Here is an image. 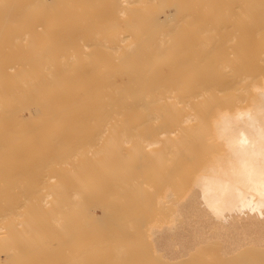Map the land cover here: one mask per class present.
<instances>
[{"label":"bare ground","instance_id":"obj_1","mask_svg":"<svg viewBox=\"0 0 264 264\" xmlns=\"http://www.w3.org/2000/svg\"><path fill=\"white\" fill-rule=\"evenodd\" d=\"M254 36H264V0H0V264H64L63 259L66 264H147L144 251L142 254L136 247L118 244L121 240L116 239L115 228L106 235L104 232V238L100 237L106 225V222L100 223V215L104 212L97 219L100 222H96L102 233L95 235L96 239L93 237L95 232L98 233L96 225V231L91 230L94 232L89 235L88 224L93 220L91 214L95 213L91 209L89 212L85 203L78 200L76 203L82 195L79 197L78 193L70 192V188L68 190L63 185L67 181L74 184L81 173L89 172L87 167L78 168L68 163L72 157L75 162L77 155L72 146L84 139L68 144L67 138L79 139L87 126L90 127L85 131L88 137H103V128L113 123L121 125L123 131L120 130L117 139L123 138L124 144L126 137H132L134 127H129L133 129H130V137L129 129L125 132L126 127L122 125L130 120L126 115L135 112L144 115L142 124H134L135 130L140 126L153 130L150 139L141 140L139 131L134 134L137 139L141 138L137 141L134 137L140 146H133L137 143L131 138L133 149L139 147V153L157 145L163 138L167 144L152 154L161 161L164 156L168 161L170 157L176 159L177 169L197 160L192 145L199 140L204 142L205 154H208L189 185L190 191L174 200L173 211L169 210L172 213L170 221L168 217L165 220L167 213L161 211V218L158 215L157 218L164 217L169 222L161 225L163 221L158 218L161 226L153 227L150 223L148 247L162 259L160 262L188 264L191 256L194 260L196 251L213 244L216 249V244L220 252L218 249L214 251L213 246L209 251L211 256H214L212 252H218L220 258L215 256L220 263L225 259L234 260L235 264H264V60H261L264 57L257 58V63L252 62V57L253 64H248L243 61L244 52L236 49L239 37L243 42ZM167 54L172 62L162 69L157 68ZM226 62L232 63L233 67L227 71L228 75L223 76L219 70ZM185 83L193 86L188 92H204H200L201 95L209 90H220L217 86L226 88L225 91L234 88L235 99L227 97L223 107H202L203 110L199 103L202 111L196 116L185 112L180 114L176 109L178 103L190 108L191 98L186 92L180 95L181 99L177 97L176 103L172 99L169 105L156 104L151 96L153 90L165 96ZM196 95L193 93L192 98ZM197 117L199 123L196 126L200 124L201 127L199 136L192 137L198 129L193 133L191 123V136L178 135L180 138L170 140L176 131L173 130L175 126L189 124ZM160 119L159 124H154ZM29 126L35 129L28 130ZM120 147L117 145L116 148ZM120 151H111L115 154L114 165H119ZM155 158L151 162H156ZM87 164L89 166V161ZM126 165L131 172V165ZM151 170H156L155 174L159 171L158 167ZM160 171L163 172L162 168ZM170 171L162 175H168ZM159 174L156 178L162 180ZM115 178L118 181L120 177ZM125 179L120 182H126ZM117 181L108 183L109 188L103 189L104 194L119 186ZM123 186L126 187V183ZM168 188L163 189L166 192ZM172 195L168 198L170 202ZM144 201L142 205L145 207ZM165 201L160 200L166 205ZM153 203L150 201L151 205ZM78 209L80 213L76 212ZM76 214L84 224L80 223L79 231ZM118 217L119 211L105 210L104 219L113 222ZM135 222L129 221L128 227L133 225V230ZM143 229L146 228L143 226ZM78 232L81 233V252L86 253L82 245L86 248L90 244V250L81 255L79 243L74 247L79 252L73 251L72 257L67 252L64 257L63 248L72 249ZM85 234L86 241L89 238L90 242L100 238L104 241L99 240L101 244L98 241L101 246L96 241H87L88 244L84 245L82 237H86ZM129 236L124 235L131 241ZM133 241L139 243L134 237ZM205 252L206 255H202L210 258Z\"/></svg>","mask_w":264,"mask_h":264},{"label":"rangeland","instance_id":"obj_2","mask_svg":"<svg viewBox=\"0 0 264 264\" xmlns=\"http://www.w3.org/2000/svg\"><path fill=\"white\" fill-rule=\"evenodd\" d=\"M240 21V20H239ZM33 34V33H32ZM39 34H44V32H40ZM45 34H48V33H45ZM50 34V33H49ZM240 36V35H239ZM253 39V40H252ZM264 36L262 37V36H260V37H256V36H254V38H251V39H249V40H247V39H245V41H241V39H240V37H239V39H237V47H236V49H238L239 51H242V52H244V53H242L243 54V61L244 62H247L248 64H253V63H257L258 62V59L257 58H259V59H261V57H264ZM253 42L255 43V46H253L254 44H253ZM246 43V44H245ZM260 43V44H259ZM263 43V44H262ZM260 46H259V45ZM262 44V45H261ZM244 45V46H243ZM244 48H243V47ZM254 47V48H253ZM255 47H257V48H255ZM263 47V48H262ZM243 48V49H242ZM185 49V48H184ZM189 49V48H188ZM252 49V50H251ZM258 50V51H257ZM261 50V51H260ZM247 51V52H246ZM249 52V53H248ZM253 54V55H252ZM255 54V55H254ZM260 54H261V56H260ZM263 54V55H262ZM247 55V56H246ZM170 55L169 54H167L166 55V57L158 64L159 66L157 67V68H160V69H162L163 67H165L168 63H170V62H172V59H170L171 58V56L169 57ZM249 56H251L250 58H249ZM252 57H253V59H252ZM168 58V59H167ZM256 59H257V62H256ZM253 60V61H252ZM261 60H264V58H262ZM253 63H252V62ZM260 61V60H259ZM165 62V63H164ZM226 64V65H225ZM225 64H223V65H225V66H223L222 65V67L220 68V75H228V72L227 71H229L232 67H233V65H232V63H230V62H226ZM225 67H226V69H225ZM230 67V68H229ZM226 70V71H225ZM225 73V74H224ZM164 81H162V83H163ZM182 83V82H181ZM180 83V84H181ZM205 86H207V85H205ZM181 88V89H180ZM180 88H175V89H173V90H171V93H169V94H166L165 96H166V98H165V96L164 95H162L161 96V94L159 95V93L157 92V91H155V90H153V91H151V96L154 98V100H156V104H159V105H169L170 103H172V101H173V103L175 102V100L176 101H178V98L179 99H181L180 98V95L181 94H184L185 95V92H186V94H189L190 96V104H189V107L190 108H188V107H185V106H183V104H181L180 105V103H178L177 105V107H176V109H178V112L181 114H192V115H198L202 110H203V108L204 109H206L207 107H214V106H220V107H223L225 104H226V102H224L223 103V101L225 100V99H227V97H228V99L230 98L231 100H233V99H235L234 97H235V94H236V92H235V89L234 88H230V89H227L228 91H225L226 90V88L224 89V87H221V86H217V88L218 89H220V90H215L214 89V91L212 92V91H208V92H205V95L203 94V95H201L202 93H204V92H202V91H198V93H195V92H193V91H190V92H188L189 90H191L192 88H193V86H190V84L189 83H185V85L183 86V87H180ZM177 89H179V90H177ZM184 89H185V91H184ZM221 89H222V93L220 92L221 91ZM233 89V91H231ZM177 90V91H176ZM224 90V91H223ZM175 91V92H174ZM217 91V92H216ZM197 92V91H196ZM200 92H202L201 94H200ZM219 92V93H218ZM174 93V94H173ZM192 93V94H191ZM193 93L194 94H198V95H196V97L195 96H193V98H194V101H193V98H192V95H193ZM214 93H216V94H214ZM172 94V95H171ZM200 94V95H199ZM211 94V95H210ZM169 95H171L170 97H169ZM213 95H215V96H213ZM224 95V96H223ZM225 95H226V97H225ZM173 96V97H172ZM188 96V95H187ZM198 96H200V97H198ZM206 96H207V98H206ZM216 96L218 97V98H216ZM230 96H233V97H230ZM156 97H157V99H159L160 101H158L157 99H156ZM177 99H176V98ZM221 97L223 98V99H221ZM162 98H164V99H162ZM168 98V101H166V99ZM171 99V101H169L170 99ZM196 98H198V99H196ZM208 98H210V99H208ZM173 99V100H172ZM199 100V101H198ZM207 101V103L206 102H203V101ZM210 100V101H209ZM212 100V101H211ZM164 101H166V102H164ZM191 102H193V104L191 103ZM176 103V102H175ZM195 103V104H194ZM199 103H200V105H199ZM203 103L204 104H206L205 106L203 105ZM214 103V104H213ZM196 104H197V107H195L196 106ZM208 104V105H207ZM195 105V106H194ZM201 106L200 108L202 109H200L199 108V106ZM213 105V106H212ZM185 107V109L183 108V107ZM192 106H194V110H193V107ZM203 107V108H202ZM206 107V108H205ZM182 108V109H181ZM196 108V109H195ZM183 110V111H182ZM191 110V111H190ZM200 111V112H199ZM185 112V113H184ZM197 112H198V114H197ZM139 114V113H138ZM136 112L134 113V115H126V117L127 118H129L130 120H129V122L128 123H126V124H124V125H122L123 126V128H125L126 127V129H124V131L126 132V130L128 131V129H129V133H128V136H132L133 138L135 137H137V136H135L134 134L136 133V132H138L139 131V133L142 135V138L143 139H141V138H138L139 140L141 139V140H145V139H150L151 137H152V135H153V130H152V128H150V127H145V126H140V128H139V126L138 127H136V128H139V130H135V126H136V124L138 125H140V124H142V122L144 121V115L143 114H140V115H138ZM132 116H133V118H132ZM135 118V119H134ZM194 119V118H193ZM160 121H161V119L160 120H157V121H155L154 122V124H156V122H157V124H159L160 123ZM192 121V120H191ZM196 121V122H195ZM195 121L193 120L192 122H189V124H188V122L186 123V124H184V125H181L180 127H174V129L173 130H176V131H174V134L172 135V137H171V139L170 140H173L174 138V141L176 140V139H178V138H180V137H182V135L183 136H185V134L186 135H192L197 129V131L195 132V134H193L192 135V137L193 136H199L200 134H199V129H201V127L199 128V126H200V124H198V126H196L197 125V123H199L198 121H199V119H198V117L197 118H195ZM196 124H195V123ZM191 123H193L192 125L193 126H191V127H193V133H190V132H192V129L189 127L190 126V124ZM134 124H135V126H134ZM195 124V125H194ZM126 125V126H125ZM131 125H133V126H131ZM186 125L188 126V127H186ZM119 126V127H118ZM131 126V128L132 127H134L133 129H131V128H129ZM106 127V126H105ZM128 127V128H127ZM144 127H145V129H144ZM88 128H90V127H85L84 128V130H82L83 131V134L81 135V137L79 138V139H77V138H73V139H71V138H67V141H68V144H74V143H76V142H78L81 138L82 139H84L82 142H79L80 143V145H79V143H76V144H74L72 147H75V150H76V156H75V162H74V158L72 157V158H70V160L68 161V163H70L71 165H74L75 164V166L76 167H78V168H81L82 166L83 167H87L88 169H89V172L86 174H80V176H79V179L77 180V182L76 183H71V181H67V182H65V184H63V185H65V187H67L68 188V190H69V188H70V192H75V193H78V195H79V197L81 198V199H79L78 198V195H77V198L78 199H76V203H78L77 202V200L78 201H81V202H83V203H85V205H86V209H87V207H88V209H89V212H90V209H91V211L92 212H94L95 214H91V216H92V218H93V220H90L91 221V223H89L87 226H88V230H87V233L89 234V235H91V234H93V232L94 231H96L95 230V227L94 226H96L97 225V223H98V221L99 220H97L98 218H99V215L101 214V213H105V210H106V212L109 210V211H115L116 213L119 211V217H118V219L117 220H115V221H111V220H107L106 218L104 219V213L102 214V215H100L101 216V222L100 223H105L106 222V225L104 224V228H102V231H103V229H104V231H103V233H102V231H100L99 232V230H101V228H99V230H98V227H101L100 225H97L96 226V229L98 230V233H94V236L93 237H95V239L97 238V236H95V235H97V234H101V236L100 237H102V238H104L105 236H104V232H105V235L107 234V232L108 233H110L109 231H111L113 228H115V229H113V230H116L115 232H117L118 233V235H116V239L117 240H121L118 244H122L123 246H126V247H133V248H135L136 247V249L137 250H139L142 254H143V252L142 251H144V254H143V256H145V258H146V260H145V262L147 263V264H155V262H156V264H164V261H162V262H160L162 259L158 256V255H156V253L155 252H153V250L150 248V246L148 247V245H150L149 244V240H148V231H149V229L153 226V227H159V226H161V225H163V223L164 222H166V223H164V225H166L169 221H170V216L172 215V213L171 212H169V210H171L172 209V204H173V202H174V200L175 199H180L179 197L181 196V197H184L185 195L183 194V193H188V191H190V183H193V180H194V177L195 176H197V169H198V167L200 166V165H202L204 162H205V160L207 159V157H208V154H205L206 152H205V145H204V142H202L201 140H199V141H197V142H195L194 143V145H192V148H193V150H196V153H195V155H194V157H196L195 158V160L196 161H193V163H189L188 165H186L185 166V168H183L182 167V169H177L176 168V163H175V160L174 159H171V157L169 158V161H168V158L166 157V156H164L165 157V159L163 160V161H161L160 159L159 160H157V156H154L152 153H157L158 151H161V148H163V146H165L167 143H165L166 141H164V139L162 138H160V140H159V142H160V144H159V142L157 143V145L155 144V145H152L150 148L148 147V148H146V149H144V150H142L140 153L138 152V149H139V147H136V150L135 149H133L134 147L133 146H135V145H139L140 146V144H138L136 141H135V138L133 139L131 136V138L134 140V142L135 143H137V144H133L134 142L132 141V142H130L132 139L131 138H125V139H127V141L129 140V143H127V141L126 142H124V144L122 143V140L121 139H123V138H121V139H117V136L119 135V132H120V130L121 131H123V129L121 128V125H115V124H113V123H111V124H109V125H107V128H103V129H105V130H103V129H101V130H103V137H98L97 138V136L94 138V137H88L89 135H88V133H86L85 131H87V129ZM114 128H115V132H113L114 131ZM121 128V129H120ZM188 128H190V129H188ZM28 130H33V129H35V128H33L32 126H29L28 128H27ZM98 129V128H97ZM130 129H131V131H130ZM180 129H181V131H180ZM90 130H94V129H90ZM112 130V131H111ZM144 130V131H143ZM190 130V131H189ZM105 131V132H104ZM135 131V132H134ZM130 132H131V134H130ZM143 134H142V133ZM145 132V133H144ZM186 132V133H185ZM117 133V134H116ZM130 134V135H129ZM138 134V133H137ZM136 134V135H137ZM197 134V135H196ZM102 135V134H101ZM141 135L139 136L138 135V137H141ZM144 135L146 136V137H144ZM177 135V136H176ZM178 135H180V137L178 136ZM85 137V138H84ZM108 138V139H107ZM94 139H97L98 141H99V139H100V142H98L97 140H95L94 141ZM103 139V140H102ZM110 139H111V141H110ZM137 139V138H136ZM138 139H137V141H138ZM116 140H118L117 142H115ZM140 140V141H141ZM94 141V142H93ZM97 141V142H96ZM102 141V142H101ZM106 141H108L107 143H104V142H106ZM170 142H172V141H170ZM84 143V144H83ZM86 143L88 144V145H86ZM91 143H93L92 144V146L90 147L89 145L91 144ZM96 143V144H95ZM121 143V144H120ZM129 144V145H127V144ZM163 143V144H162ZM100 144V145H99ZM106 145V147H105V145ZM132 144H133V146H132ZM165 144V145H164ZM201 144V145H200ZM85 145V146H84ZM96 145V146H95ZM111 145V146H110ZM115 145H116V147H117V145H118V147L119 146H121L120 148H116L115 147ZM127 147H126V146ZM161 145H163V146H161ZM190 145V146H191ZM80 148H78V147ZM88 146L91 148V150H90V148L88 149ZM94 146V147H93ZM198 146V147H197ZM105 147V148H104ZM110 147V149H108V150H106L107 148H109ZM156 147H158V148H156ZM214 147V146H213ZM126 148V149H125ZM132 148V150H130ZM215 148V147H214ZM79 149V150H78ZM88 149V150H87ZM115 149H120L121 151H120V155L121 156H119V160H118V162H119V165L117 164V165H114L113 163H115L116 161L114 160V155L115 154H113L111 151H114ZM128 150H130V152H128ZM135 150V151H134ZM87 151H89V152H91L90 154L89 153H87ZM101 151H103V152H101ZM108 151V152H107ZM109 151H110V153L111 154H109ZM149 151V152H148ZM79 152V153H78ZM83 152H84V154H83ZM85 152H86V156H85ZM93 152V153H92ZM100 152V153H99ZM108 154H107V153ZM136 152H138V153H136ZM126 153H128V154H126ZM129 153H131V155L129 154ZM133 153L134 154H136V155H134L133 156ZM146 153V154H145ZM151 153V154H150ZM126 154V155H125ZM138 154V155H137ZM93 156V157H91V159H89V160H87L88 158H90V156ZM97 155V156H96ZM112 156H113V158H112ZM125 156V157H124ZM80 157V158H79ZM95 157V158H94ZM121 157V158H120ZM123 157V158H122ZM132 157H137V158H132ZM156 157V158H155ZM163 157V158H164ZM169 157V156H168ZM94 158V159H93ZM139 158V159H138ZM149 158V159H148ZM153 158V159H152ZM154 158H155V161L157 162V164H156V162H151V160H153L154 161ZM167 158V159H166ZM81 159V160H80ZM86 159V160H85ZM147 159V160H146ZM94 160H95V162H94ZM146 160V161H145ZM168 161L169 163H167L166 161ZM88 161H89V166H88ZM151 163H153V165H151V167H150V162ZM85 162H86V164H85ZM148 162H149V164H148ZM160 164H159V163ZM166 162V163H165ZM84 163V164H83ZM95 163V164H94ZM136 163V164H135ZM164 163V164H163ZM81 164V165H80ZM94 164V165H93ZM126 164H129V165H131V167H132V170H131V172H128V169H127V165ZM135 164V165H134ZM170 164V165H169ZM192 164H193V166H192ZM65 164H63L62 165V167L64 168V169H66L67 168V166H64ZM87 165V166H86ZM92 165H93V167H94V169L92 168ZM144 165H147V166H145V168H143V170H141L140 169V167L141 166H143L144 167ZM160 165V166H159ZM172 165V166H171ZM112 166H114V167H112ZM123 166H126V168H124ZM137 166H139V167H137ZM162 166V167H161ZM164 166V167H163ZM165 166H166V168H165ZM188 166V167H187ZM191 166V167H190ZM110 167H111V169H110ZM137 168V169H135V168ZM154 167H156V169H157V167H158V170L159 171H157V174H158V172L160 173L159 175L163 178L162 180H164L165 182H166V184H163V181L161 180V178L159 177H157L156 178V176H157V174H155L156 172V170L154 171V170H151V168L152 169H154ZM162 168V171L163 172H161L160 171V169ZM170 167H171V169H170ZM173 167H175V168H173ZM196 167V168H195ZM74 168V167H73ZM90 168H92L91 170H90ZM121 168H123V169H121ZM142 168V167H141ZM147 168V169H146ZM164 168V169H163ZM110 169V170H109ZM125 169H127V171H125ZM146 169V170H145ZM169 169V170H168ZM175 170V174H172L173 172H174V170ZM62 171H63V169H61ZM76 170H78L77 168H76ZM124 170V171H123ZM166 170V171H165ZM171 170V171H170ZM173 170V171H172ZM178 170H179V172H178ZM79 171H80V169H79ZM110 171V172H109ZM122 171V172H121ZM167 171H170L169 173H168V175H166L167 174ZM177 171V172H176ZM81 172V171H80ZM126 172H128V174L126 175H124V174H122V173H126ZM154 172V173H153ZM190 173L189 175H188V173ZM192 172V173H191ZM108 173H109V176H108ZM148 173V174H147ZM163 173H166L164 176L162 175ZM180 173V174H179ZM63 174V173H62ZM117 174H118V176L121 178L122 176L124 177L123 178V180L122 179H118V176H117ZM120 174H122V175H120ZM155 175V176H154ZM170 175V176H169ZM173 175H175V176H173ZM181 175H183V176H181ZM64 176V175H63ZM62 176V177H63ZM107 176H108V178H107ZM153 176V177H152ZM187 176V177H186ZM115 177H117V179H118V181L116 180V178ZM125 177L127 178V179H125ZM138 177L140 178V180H138ZM145 177V179H147V180H143V178ZM106 178H107V180H106ZM156 178V179H155ZM124 179H125V181L126 182H124V183H126V187L125 186H123L124 185V183L123 182H120V181H124ZM157 179H159V181L157 180ZM174 179V180H173ZM193 179V180H192ZM86 180V181H85ZM133 180V181H132ZM135 180L137 181L136 182V184L134 183L135 182ZM167 180V181H166ZM171 180V181H170ZM184 180V181H183ZM95 181H96V183H95ZM116 181H117V183L119 184V186H117V187H119L121 190H119V188H117V187H115V188H113L112 190L113 191H111L110 193H105L104 194V192L105 191H103V189L105 188V187H107V188H109L108 187V183H113V182H115L116 183ZM154 181V182H153ZM169 181V182H168ZM192 181V182H191ZM64 182H62V183H64ZM80 182L81 183H83V186L80 184ZM130 182V183H129ZM150 182V183H149ZM155 182H156V184H155ZM171 182V183H170ZM61 183V184H62ZM132 183H133V185H132ZM169 183V186H167V184ZM175 183H177V184H175ZM184 183V184H183ZM129 184H131V185H129ZM159 184V187H157V185ZM173 186H172V185ZM63 185H61V187L62 188H65V187H63ZM67 185V186H66ZM71 185V186H70ZM164 185V186H163ZM178 185V186H177ZM192 185V184H191ZM128 186V187H127ZM147 186H149V187H147ZM153 186H155V188H153ZM160 186H162V187H160ZM82 187H84V188H82ZM156 187H157V189H156ZM164 187H166V188H170V190H169V188H168V190L165 192L164 190H166V189H163ZM86 188H87V190L89 191H87L86 190ZM126 188L128 189V188H130V189H128V190H126ZM76 189V190H75ZM94 189V190H93ZM153 189V190H152ZM155 189V190H154ZM172 189V190H171ZM138 190V191H137ZM82 191H84V192H82ZM154 191H156V192H154ZM169 191V193L170 194H172L173 193V198H172V196H171V202H170V200H168V198H170V194H168L167 192ZM172 192V193H171ZM80 193H82V194H80ZM89 193V194H88ZM151 195H150V194ZM166 193V194H165ZM185 193V194H186ZM92 194H93V196H92ZM109 194V195H108ZM124 194V195H123ZM158 194H159V197H158ZM88 195H90L91 197H89ZM105 195V197H103ZM96 196H97V198H96ZM100 196V199L98 200V197ZM151 196H153V197H151ZM158 198H156V197ZM161 196H163V198L161 197ZM88 197L90 198V200H88ZM139 197H140V199H139ZM144 197L148 200H145L144 199ZM149 197V198H148ZM150 197H151V199H150ZM161 197V199H159ZM153 198V199H152ZM83 199V200H82ZM92 199V200H91ZM94 199V200H93ZM96 199V200H95ZM142 199V200H141ZM156 199V200H155ZM167 200V201H165L164 203H166V205L165 204H161V202H163L164 200ZM104 200V201H103ZM122 200V201H121ZM140 200V201H139ZM146 202H145V201ZM151 201V203H153V204H155V202H156V204H155V207L153 206V204L151 205L150 204V201ZM160 200H161V202H160ZM173 200V201H172ZM86 201L88 202V204L86 203ZM90 201V202H89ZM99 201V202H98ZM102 201H103V203H102ZM133 201H134V203H133ZM138 201V202H137ZM143 201H144V203H145V205L147 206H143L144 204H143ZM153 201V202H152ZM93 202H95V203H93ZM142 202V203H141ZM158 202H160L159 204H158ZM167 202H169V203H167ZM100 203V204H99ZM93 204V205H92ZM105 204V205H104ZM116 204V205H115ZM133 204H135V205H137V207L135 206V208H137V210L134 208V206H133ZM143 204V205H142ZM149 204V205H148ZM164 205V206H161V205ZM103 205V206H102ZM114 205V206H113ZM149 206V207H148ZM159 206H161L162 208H165V209H163L162 210V208L161 207H159ZM94 207V208H93ZM98 207V208H97ZM100 207V208H99ZM143 207V208H142ZM151 207V208H150ZM166 207H169V209L167 210L166 209ZM97 208V209H96ZM109 208V209H108ZM126 208V209H125ZM133 209L132 211H131V209ZM145 208V209H144ZM148 208H149V210H148ZM99 209H101L102 210V212L99 210ZM143 209V210H142ZM156 209H158V212H157V210ZM161 209V210H160ZM77 210V209H76ZM80 209H78V211H76L77 213L79 212L80 213V211H79ZM135 210V211H134ZM146 210H148V211H146ZM167 212H166V211ZM126 211H128V212H126ZM151 211V213H149ZM161 211H164L165 213H167L166 215H169V216H166L165 215V213L163 214V215H165L164 217L166 218V217H168V219H169V221H165V220H168L167 218L165 219L164 217H162V219L160 220V216L162 215V213H160ZM171 211H173V210H171ZM155 212H156V214H155ZM168 212H169V214H168ZM159 213V214H158ZM161 214V215H160ZM123 215V218H124V216L126 217V215H128L127 217H126V219L124 218V220H123V218L121 217ZM144 215V216H143ZM155 217H154V216ZM157 215L160 217H158L159 218V221L160 222H162L161 223V225H160V222L158 223V218H157ZM62 217H64V216H62ZM76 222H77V225H78V230L77 231H79L80 230V223L81 224H83L82 223V221H81V218H79L80 217V215H78V214H76ZM90 217V216H89ZM149 217H151V218H149ZM154 218H155V220H154ZM136 219V220H135ZM165 219V220H164ZM64 221H65V219H63ZM121 220V221H120ZM125 220L127 221L126 223H125ZM153 220L155 221V222H153ZM157 220V221H156ZM129 221L130 222H132V221H138V223L137 222H135V223H133V224H135L134 225V227H133V230H132V226L133 225H131V227L129 226L128 227V224H131V223H129ZM97 222V223H96ZM115 222V223H114ZM117 222V223H116ZM145 222H146V224H148L149 226H147L146 224H145ZM152 222V223H151ZM92 223H94V224H92ZM99 223V224H100ZM128 223V224H127ZM150 223H151V225L152 226H150ZM153 223H154V225H153ZM158 223V224H157ZM116 224V225H115ZM118 224V225H117ZM146 226H145V225ZM84 225V224H83ZM109 225H111V227L112 228H110V226ZM114 225V226H113ZM121 225V226H120ZM124 225V227H127L126 229L128 230L129 228H131L130 229V231L128 230H126L125 228H123L122 226ZM126 225V226H125ZM157 225V226H156ZM159 225V226H158ZM92 226H93V229H92ZM105 226H106V228H105ZM116 226V227H115ZM143 226H144V228H146L147 229V232H145L144 233V231H146V229H143ZM102 227H103V225H102ZM107 227H109V228H107ZM150 227V228H149ZM90 228V229H89ZM118 228V229H117ZM111 229V230H110ZM121 230V232H120V230ZM82 231H83V229H81ZM91 230H94L93 232L91 231ZM108 230V231H107ZM113 230L111 231V232H113ZM138 231H140V232H138ZM81 232V231H80ZM89 232H92V233H89ZM120 232V233H119ZM123 232V233H122ZM127 232V233H126ZM134 232V233H133ZM86 233V234H87ZM122 233V234H121ZM129 233V234H128ZM78 234V236H76V238H77V243L75 242V244H72L71 245V247H72V249L69 247L68 249L70 250V251H72V252H70L69 250H66L65 249V247L63 248V250H62V255L65 257V255L67 254L68 255V253L67 252H69V257H72L73 255H72V253H73V251H78V249L77 248H74V247H78V244L81 242L82 243V240H79L80 239V237H81V233L79 234V232L77 233ZM85 234V236L86 237H82V238H84L83 240H85V241H83V244L85 243V242H90V239L92 238L91 236H89L88 234V237H91V238H89V240H87L86 241V239L88 238L87 237V235ZM99 234V235H100ZM120 234H121V237H120ZM123 235V236H122ZM124 235L126 236H128V235H131V236H129V238L131 237L132 238V240H133V237H134V239H137V241L139 242V243H135V241H133L132 242V240L130 241V239H127V237H126V239H125V237H124ZM146 235V236H145ZM133 236V237H132ZM73 237V236H72ZM79 237V238H78ZM99 237V236H98ZM99 237V238H100ZM118 237H119V239H118ZM141 237H143V239L141 238ZM145 237V238H144ZM102 238H100L99 240H102V241H104V239H102ZM123 238V239H122ZM141 238V239H140ZM74 239V238H73ZM93 240L94 239H92L91 241L93 242ZM99 240H95L96 242H97V245H99V246H101L100 244L102 243V242H100ZM126 240V241H125ZM141 241V244H140V241ZM93 242V243H96V242ZM98 241H99V243L100 244H98ZM128 241V242H127ZM146 241V242H145ZM92 242H90V243H92ZM81 243L79 244V246L81 245ZM86 244H88V243H85L84 245H86ZM129 244V245H128ZM133 244H136V245H133ZM146 246L145 248H144V245ZM76 245V246H75ZM88 245H90V244H88ZM88 245H86L87 247L85 248V246H83L82 245V248H83V251H85L84 249H86V253H88L87 251L88 250H90L89 248H88ZM92 245V244H91ZM95 245V244H94ZM93 245V246H94ZM96 245V246H97ZM140 245V247H138ZM213 246V247H212ZM212 246H208L209 248L210 247H212L213 248V250L215 251L216 249H218V247H217V245L215 244V246H216V249H214V244L212 245ZM89 247H91V246H89ZM80 250V254L81 253H84V252H81L82 250H81V246L80 247H78ZM142 248V249H141ZM202 248H204V247H202ZM209 248H207V246L202 250H198V251H196V253H194V254H196V255H194L195 256V258H199V261L197 260V259H195L194 258V260L196 261V263H195V261L193 260V258H192V256H191V258H189L188 260L190 261H188L187 260V262L186 263H188V264H204L205 262H206V260L207 261H210V260H212V261H210V262H212L213 264H219L220 262H218L217 260L220 258L219 257V255H218V252L216 253V252H212L213 254H214V256L212 255L211 256V252L209 251ZM75 249H77V250H75ZM88 249V250H87ZM144 249V250H143ZM208 249V251H206ZM211 249V248H210ZM147 250V251H146ZM206 252H208V256L210 257V258H208V257H206V256H203V255H206V254H204V252L205 251ZM212 250V249H211ZM65 251V252H64ZM78 251V252H79ZM150 251V252H149ZM204 251V252H203ZM218 251H219V249H218ZM148 252V253H147ZM205 252V253H206ZM220 252V251H219ZM65 253V254H64ZM86 253H84V254H86ZM210 253V254H209ZM70 254H71V256H70ZM74 254H76V253H74ZM79 254V253H78ZM77 254V255H78ZM79 254V255H80ZM203 254V255H202ZM76 255V256H77ZM79 255L77 256V257H79ZM82 255V254H81ZM215 255H217L218 256V259H216L217 257L215 256ZM193 256V257H194ZM204 257V258H203ZM205 257H206V260H205ZM144 258V257H143ZM200 258H202V259H200ZM209 259V260H208ZM223 259V258H222ZM65 260L66 259H63V262L62 263H64V264H66V262H65ZM159 260V261H158ZM191 260H193V262L191 261ZM203 260H205V261H203ZM217 261V262H216ZM224 262H222V260H221V263L220 264H235L234 263V260H223ZM229 261V262H228ZM160 262V263H159ZM192 262V263H191ZM208 263V262H206L207 264H212V263ZM227 262V263H226ZM182 264H185V263H182Z\"/></svg>","mask_w":264,"mask_h":264}]
</instances>
